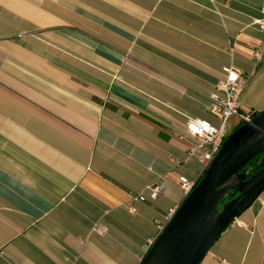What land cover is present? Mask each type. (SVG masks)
Here are the masks:
<instances>
[{
  "label": "crops",
  "instance_id": "1",
  "mask_svg": "<svg viewBox=\"0 0 264 264\" xmlns=\"http://www.w3.org/2000/svg\"><path fill=\"white\" fill-rule=\"evenodd\" d=\"M263 4L0 0V264H140L202 176L185 127L218 124L223 68L246 79L240 113L264 110ZM200 264H264V191Z\"/></svg>",
  "mask_w": 264,
  "mask_h": 264
},
{
  "label": "water",
  "instance_id": "2",
  "mask_svg": "<svg viewBox=\"0 0 264 264\" xmlns=\"http://www.w3.org/2000/svg\"><path fill=\"white\" fill-rule=\"evenodd\" d=\"M264 152V110L226 137L140 264H200L219 236L264 191V166L239 170Z\"/></svg>",
  "mask_w": 264,
  "mask_h": 264
},
{
  "label": "built area",
  "instance_id": "3",
  "mask_svg": "<svg viewBox=\"0 0 264 264\" xmlns=\"http://www.w3.org/2000/svg\"><path fill=\"white\" fill-rule=\"evenodd\" d=\"M262 19L253 21V25L263 34V45L254 53V58L259 62L264 55V4L262 6ZM246 79L243 74L233 66L223 68V78L218 82L216 90L209 96L208 113L211 117L217 120L215 126L207 120L190 119L186 123V134L194 139L191 145L188 156L195 159L202 167L203 172L208 168L214 157L219 152L222 143L226 139L227 125L229 120L236 116L240 123L247 122L251 117L240 113V95L244 89ZM198 181H189L184 177L179 179V185L184 195V198L191 192ZM148 196L142 194L131 195L130 202L127 206V211L130 214L135 212V204L145 203L147 198L150 201H155L163 192V186L160 183H153L146 187ZM177 207L170 208L162 217V220L155 221L157 235L154 239L148 241V249L152 246L157 236L164 230L166 225L171 221ZM98 234L104 232V228H98Z\"/></svg>",
  "mask_w": 264,
  "mask_h": 264
},
{
  "label": "trees",
  "instance_id": "4",
  "mask_svg": "<svg viewBox=\"0 0 264 264\" xmlns=\"http://www.w3.org/2000/svg\"><path fill=\"white\" fill-rule=\"evenodd\" d=\"M242 125V123H241ZM240 125V126H241ZM264 166V152L252 159L245 167L239 170V173H244L247 177H251Z\"/></svg>",
  "mask_w": 264,
  "mask_h": 264
},
{
  "label": "rangeland",
  "instance_id": "5",
  "mask_svg": "<svg viewBox=\"0 0 264 264\" xmlns=\"http://www.w3.org/2000/svg\"><path fill=\"white\" fill-rule=\"evenodd\" d=\"M240 125H241V123H240L239 119L236 116L232 117L229 120V122H228L227 128H229L230 126H232L233 129L231 131H229L226 136L230 135L232 133V131H234Z\"/></svg>",
  "mask_w": 264,
  "mask_h": 264
}]
</instances>
